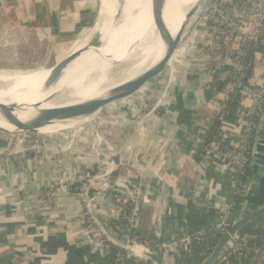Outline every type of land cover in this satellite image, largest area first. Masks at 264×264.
Wrapping results in <instances>:
<instances>
[{"label":"crops","instance_id":"0c3cea01","mask_svg":"<svg viewBox=\"0 0 264 264\" xmlns=\"http://www.w3.org/2000/svg\"><path fill=\"white\" fill-rule=\"evenodd\" d=\"M72 1L77 0H61L62 4L66 5L63 10L71 9L69 5L73 10ZM100 1L97 0L96 3L94 0H78L76 9L73 10L78 13V18L74 17L76 25L71 24L72 22L68 19L58 17L57 34L60 38L52 56L70 36L92 18L98 10ZM88 2L94 3L95 9L92 10L94 6L93 4L88 5ZM49 12L46 9L45 16L44 13L39 17L35 15L34 22L37 24L34 27L44 25L45 19H50ZM38 33L40 34H35V37H41L44 42L46 35ZM46 39L45 50L49 48V41ZM191 52L192 50L187 52L188 55ZM177 63L172 64V69L168 66V70H171L169 98L165 99L160 110L154 111L157 116L149 117L145 121L144 118L147 116H143L138 125L135 124L136 121H130L134 119L133 115L126 120L122 118L123 122L119 131L121 139L116 141L117 147L114 145L120 156L119 168L114 175L118 177L117 175H122L126 171L131 172L137 176L143 189L152 194L149 197L150 200L147 199L148 202H143L145 195L139 201L136 209V224L140 229L142 227L148 229L150 217L153 216L155 218L154 237L159 240L164 236L174 238L184 233L207 230L216 222L220 205L225 203L231 194L223 159H208L205 166L200 164L201 161L198 163L193 161L198 140L203 138L214 114L216 96L223 91L215 90L211 83L218 82V85H223V89L227 84L226 79L217 77L209 85L204 84L194 71L188 70L186 66L178 67ZM253 63L254 74L244 84V90L246 93L262 97L264 96V81L262 80L264 77V36L255 50ZM144 90H147V86ZM138 93L134 94L136 96L134 99L141 100L142 97ZM159 102L160 99L154 106L155 108L159 106ZM131 104L134 103L130 102L127 105ZM249 105L248 96L238 95L221 126V140L230 147H234L245 132L241 114ZM159 117L168 121L165 127L162 126ZM260 118L261 124H258L259 130L252 153V167L258 181L251 201L254 197H259V191L264 200V182L262 183L264 181V111ZM41 135L51 134L44 132ZM113 141H111V146ZM46 142L51 143V140L48 139ZM30 143L29 141L28 144ZM66 145L65 141L59 139L58 143L50 147L47 157L44 158L32 152L29 156V163L24 166L13 164L8 176L0 178V264H81L86 259H95L79 235L80 228L73 225L75 215L81 206L80 202L67 197L58 200L50 198L49 205H47L48 210L40 213L39 207L34 204V199H31L33 196L44 194L46 181L51 175L52 165L56 159H60L68 167L72 176L80 174L77 171L86 173L87 169L96 166L97 161L94 157L88 162L85 160L82 162V159L80 161L76 158L83 153V141L73 142L71 148H75L77 152L74 158L70 153L61 150V147H66ZM96 147L99 148L98 145ZM114 175L109 176L111 183L115 180ZM101 185L102 183L92 184L83 192L84 196H88L87 198L90 193L101 192L104 195L105 200L98 206L102 213L94 212L91 202H86V208L91 218H96L100 226L105 229L107 236L119 241L122 226L117 216V203L112 193L98 189ZM28 196L29 200H27ZM242 203L243 199L241 205ZM256 223L247 225L243 230L244 234L239 232L240 235L263 236L264 231L253 229ZM98 226L95 224L97 230ZM257 241V247L264 248V240L257 238ZM106 242L112 245L107 240ZM194 247L199 246L197 243L193 244L190 252ZM201 257V255L195 256L194 253L186 255L179 251L174 256L168 255L163 264H187L190 261L193 263ZM207 257L205 256L200 264ZM146 264L154 263L147 261ZM230 264H264V262L252 252L236 258Z\"/></svg>","mask_w":264,"mask_h":264},{"label":"built area","instance_id":"2783aa9c","mask_svg":"<svg viewBox=\"0 0 264 264\" xmlns=\"http://www.w3.org/2000/svg\"><path fill=\"white\" fill-rule=\"evenodd\" d=\"M263 36L264 0H204L203 9L196 15L194 29L190 35L191 42L197 40L199 44H196L190 49L192 50L191 54L188 55L186 52L183 59L177 63L178 67L186 66L188 70L194 71L202 79L204 84L209 85L213 79L217 77L226 79L225 81L227 84L221 94L216 96L214 104V113L217 115V119L221 126L229 113V109L227 110L225 104L229 101L230 95L236 97L238 95H245L249 97L250 105L241 114V119L244 121L245 125V132L234 147H229V150L234 151L233 153L235 154L231 155L230 153H223L218 150V146L223 143L220 136L221 134H219L214 138L212 143L202 148L200 156L201 161L204 159L215 160L218 158L224 160L225 175L231 190L230 196L235 195L240 198L245 196L247 190L237 185L234 180V174L238 172V167H240L244 161L241 150L246 143L248 133L252 129L258 131L259 128V125L253 124L252 117H259V121H261L260 117L263 113L258 105L261 97L252 95L249 92L246 93L240 78L243 77L241 73L243 68L249 67L244 64V58L251 48L254 49V51L256 50ZM172 66L173 65H171V69L173 68ZM262 80L264 81V77ZM170 83V76L168 75V84ZM168 98L169 90L167 95L162 92L159 106H157L154 111L161 108L163 105L162 103ZM95 127L98 133L99 127ZM92 136V149L90 148L91 152L87 153V155L90 156L89 161L93 159L95 154L111 156V153L103 154L102 146L108 151H112L109 147V143L103 142L100 137L101 135L98 133L101 141L100 145L98 144L100 149H97V141L94 142L95 136ZM30 140H32L31 137H26L18 146H11L6 140L0 139V178L8 176V172L13 167V164L17 163L18 165L24 166L26 163H29V156L32 152L40 155L42 158L47 157V152H49L53 143L45 141L42 143L38 142L37 144L30 143L29 145L28 142ZM199 141L200 140H198V143ZM68 146L61 147V150L65 153H70L74 158L77 153L75 151L76 149H72V145ZM113 154H117V152H113ZM102 163L97 161L96 166L87 169L86 173L77 171L80 174L72 176L68 167L65 166L60 159H56L52 165L51 175L46 181L44 194L31 197V199H34V204L39 207L38 210L40 213L48 210L47 205H49L50 198L58 200L67 197L70 200L81 203L75 215L73 225L80 228L79 235L83 238L84 245L89 247V253L95 257V259H86L82 261L81 264H99L96 260L105 257L109 253V244L95 227V223L86 208V202H91L93 205L92 210L102 213L98 206L105 200L104 195L101 192L95 194L90 193L89 198H87L88 196H84L83 192L84 190L86 191L89 186H92L93 180L109 172L111 162L104 160ZM117 176L118 177L114 175L115 180L112 183L109 181V178L100 182L102 185L98 189L114 195L117 203V216L128 225L126 233L122 231L121 238L117 241V244L123 248H145L163 258V261H166L168 255L174 256L177 252L181 251V249H183L185 253H190L191 246L195 243L201 244L205 242V238L208 237L209 234L219 235L221 237L232 225L229 223V220L233 213V204L229 196L226 202L219 207L218 219L207 230L187 233L171 239L164 236L160 240L157 239L159 243H154L151 240L132 238L128 233L138 227L136 224V209L139 201H141L143 195H145L147 198L145 197L143 202H148L152 194L150 191L143 189L144 187L138 182L137 176L133 173L126 171L124 174ZM23 200H25V197H23ZM27 200H29V196ZM51 212L53 213L54 211ZM154 220L155 218L151 216L150 226L148 227V232L153 237L155 236L153 227L155 223ZM239 240L243 242L244 246L247 244L246 238H240ZM239 240L233 239L234 244L226 248L218 257L215 264H230L231 261H234L236 258L252 253L250 251L247 253L243 252L242 247L236 244ZM262 250L264 253V248L260 251ZM254 254L256 255V252ZM124 257L134 264L147 262L144 259L132 256L128 253H126ZM116 259L119 261V264H124V259L121 255H116ZM259 259L264 262V258Z\"/></svg>","mask_w":264,"mask_h":264},{"label":"bare ground","instance_id":"6f19581e","mask_svg":"<svg viewBox=\"0 0 264 264\" xmlns=\"http://www.w3.org/2000/svg\"><path fill=\"white\" fill-rule=\"evenodd\" d=\"M127 1H132L131 8L127 5ZM180 1L178 0V4ZM201 1L203 0H186V4L180 11L177 9V11L175 9L173 11L172 0H168L164 20L160 25L161 29L158 30L159 26L152 22L151 0H125L123 10L118 15H116L117 0H103L102 5L104 4L105 8L102 16L107 12V8H109L110 13L107 18L102 17L104 20L98 32L99 36L92 42L93 48H99L98 52H90L88 49L90 54L81 55V57L86 58L73 62L57 86L43 94L37 92L41 91V83L49 74V70L40 67L27 72L22 69V71L0 70V106L24 103L27 107H33L39 104L38 110L25 116L16 113L25 122L29 118L32 119L38 111L65 106L77 107L119 93L123 87L132 81L135 82L158 65L170 42L183 27L192 11H196L195 21L198 13L197 4ZM117 18L118 21H116ZM190 20L188 24L191 23ZM130 33L131 35L134 34V38H131V42L129 41L125 49L112 51ZM105 46H110L112 49L110 54L104 52ZM181 55V50L176 51L169 62V66L179 62ZM63 92L65 95H62ZM34 93L37 95L35 96ZM33 94L34 96H32ZM130 97L122 101L127 100L128 104ZM103 108L82 118L67 122L55 121L39 129L38 133L48 132L52 134L79 128L91 123ZM0 130L8 134L16 135L15 133H17L14 127L2 120H0ZM96 141V145H100V139L97 138Z\"/></svg>","mask_w":264,"mask_h":264},{"label":"rangeland","instance_id":"374dc122","mask_svg":"<svg viewBox=\"0 0 264 264\" xmlns=\"http://www.w3.org/2000/svg\"><path fill=\"white\" fill-rule=\"evenodd\" d=\"M77 1H72L71 3L74 7L73 10L76 9V5L78 3ZM102 1L103 0H101V15L102 13H104L103 9L105 8L104 4L102 5ZM94 2L97 3V0H94ZM131 2L132 1H127V5H129L130 8ZM62 3L63 2H61V0H0V70L13 71L22 69L23 71L27 72L29 70L34 71L39 67L45 69V67L43 66L47 64V62L53 55L54 48L57 47V45L59 44L58 39L60 37L57 34L58 17L68 19L72 22L71 24L73 25H76L74 22V17L78 18V13L71 10V5H69L71 9L63 10L66 5ZM87 4H93L94 7H92V10L95 9L94 3L88 2ZM46 9L50 11V19H45L44 23H46L44 25L34 27V25L37 24L34 22V16L36 15L35 17H39L42 15V13H44L45 16ZM94 15L95 14H93L92 18L94 17ZM196 15H198V13ZM194 17L191 18V23L187 24L183 34V39L179 46L180 48H178L177 50L182 51L181 59H183V56L186 54V52H189V50L192 49V47H194L196 44H199L197 40H193L194 42H191L190 39V35L192 34L194 29ZM132 25L134 24L132 23ZM160 27L161 26L158 27V30L161 29ZM93 30L94 29L88 32L84 39L75 47V50L81 49L86 45V43L89 41V35ZM38 32H41L42 34L46 35V37L44 38H47L46 40L49 41V48H47V50H45V39L43 42L41 40V37H35V34H40ZM131 38H134V34L131 35L130 33V35L127 36V38L123 39L119 43V45L113 50L110 48V46H105L103 50L105 53L109 54L111 50L114 52L121 51L125 49L129 41L131 42ZM87 45L88 46L85 47L86 50L81 55H89L90 53L88 52V49H90V52H98L99 48H93L92 43H87ZM81 55L74 62H77L81 58H86L81 57ZM46 56H48V58ZM168 75L169 71L168 68H166L160 76L154 78L149 84H147V90H144V88L146 87L145 86L141 90V92L138 93V95L142 97L141 100L134 99L136 97L135 95L131 96L132 99L130 97L129 100L130 102L134 103L133 105H127V100L125 102L122 100L113 102L112 104H109L105 108H103L101 113L98 114L91 123L82 125L79 128L52 133L49 136H42L37 134H28L26 136L19 134H4L0 136V139H6V142L9 143L11 146H18L20 142L23 141L26 137H31V139L37 137L41 140L40 143L50 139L51 143L53 144L58 143V140L60 139L62 141H65L67 145H72L74 141H83V153L81 154V156H76V158H78L79 160L82 159V162L84 160L88 162L90 156L87 155V153L91 152V146L93 145L92 135L95 136L96 140L97 138H99V133L103 142H108L110 149L114 152H117V146L115 144L117 143V140L121 139V133L119 131L121 128L120 125L123 122L122 118H125L126 120L129 118V116L133 115L134 119H130V121H136L135 124L138 125V122H140V119H142L143 116H147L146 118H144V121L149 117L157 116V114L154 112V106L159 101L162 92H164L166 95L168 94ZM62 95H65L64 92L62 93ZM124 107H126V110H124ZM159 118L163 123L162 126L167 125L168 121L166 122L165 118ZM157 122L159 124V121ZM95 126L99 127L98 133L97 128ZM71 136L74 138V140L70 143ZM112 140H114L112 143L113 147L111 146ZM77 145L79 146V143H77ZM78 146L77 148H79ZM102 147L103 154L113 153L112 151H108L104 146Z\"/></svg>","mask_w":264,"mask_h":264},{"label":"water","instance_id":"95a60500","mask_svg":"<svg viewBox=\"0 0 264 264\" xmlns=\"http://www.w3.org/2000/svg\"><path fill=\"white\" fill-rule=\"evenodd\" d=\"M203 1L197 4L198 13H200V11L203 9ZM167 2L168 0H151V17H152V22L154 25H158V26L162 25L163 20H164V14H165L166 7H167ZM116 3H117L116 15H118L123 10V7L125 5V0H117ZM185 4H186V0H181L180 4H178V0H172L173 11L174 9L175 11L177 10L180 11ZM100 10H101V1H100L98 10L95 13L94 17L91 18L89 21L85 22L72 36H70L64 42V44L60 46L57 53L49 59L47 64L43 66L45 67L46 70H49V74L42 81L41 91H38L37 92L38 94L46 93L47 91L57 86V84L60 82L61 78L63 77L65 71L67 70V68L71 64H73V62L86 50L85 47L88 46L87 43L89 44L92 43L94 39L97 36H99L98 32L100 30V27L102 26L103 20L105 19V17L107 18V16L110 13L109 8H107V12L102 16ZM195 12L196 11H192L191 13H189L187 17V21L184 23L183 27H181L178 34L170 42L163 58L158 63V65H156V67L152 69L149 73L141 76L135 82L132 81L129 85L123 87L119 93L109 96V97H105L103 99H99L94 102H91L90 104L84 103L77 107L76 106H72V107L65 106V107H60V108H55V109L38 111V113L37 114L35 113L32 119L29 118L28 119L29 121L27 120L25 122H23L22 118L17 116L16 113L24 114L25 116L28 113L30 114L32 111L35 112L36 110H38L40 106L39 104L38 105L36 104L33 107H27L26 105H24V103H19V104L15 103L10 106L3 105V106H0V120H2L3 122H5L11 127H14L17 130V133H15L16 135L17 134L23 135V136H26L28 134L41 135L38 133V130L43 127H46L49 124L54 123L55 121L67 122V121L74 120L77 118L89 116L95 113L96 111H98L100 108H103L109 104H112L113 102L129 98L134 93L139 92L142 88H144L147 84H149L154 78L160 76L162 72L165 71L166 68H168L169 62L173 58L175 52L178 50L180 43L183 39V34L188 24V21L192 17H194ZM116 21H118V18L116 19ZM92 29H95V30H93L91 34L89 35V41L86 43V45L81 49L75 50V47L84 39V37ZM46 57L48 58V56ZM37 93H34L35 96L37 95ZM34 94L32 96H34ZM259 124H261V121H259ZM4 134L14 135V134H8L0 130V136ZM256 137H257V133H256ZM3 140H6V139H3ZM72 141H73V137L71 136L70 143ZM94 158L98 162L103 161V160H108L112 163V167L109 169L108 173H106L102 177H99L98 179L93 180L92 184L100 183L104 181L105 179L109 178V176L114 174L119 168L120 156L118 154L114 156L112 155L111 156H101V155L95 154ZM200 164L205 166L207 162L206 160H204V161H201ZM257 181H258L257 176L253 174L252 179H251V185L249 186L247 192L245 193V196L241 198V200L243 199V203L240 206V211L238 212L241 216L239 217V214L237 213V217L233 221L231 227L228 229L226 233L221 235L220 240L218 241L216 246L212 249L207 259L202 264H215L218 257L226 250V248L234 244L233 239L239 240L240 238H252V239L258 238V239L264 240V235L261 237L260 236H244V235H240L239 233L241 232V234L242 233L244 234L243 232L244 228L247 225L254 223V222H257V223L255 224L253 229L264 231V200H262L263 195L262 193H260L261 191H259V197H254V200L251 201V197L254 194L253 191L255 189ZM263 182L264 181H262V183ZM248 211H251V212L248 213ZM92 220L98 226L99 222H97L96 218L92 217ZM98 231L102 234V236L110 244H112V246H114L118 250L128 253L132 256L139 257L146 261H151L154 264H163V258H161L157 254H154L145 248L126 249V248L119 246L116 243L117 241L113 240L110 236L109 237L107 236L105 229H103V227H101L100 224L98 226ZM185 234L187 233H184V235ZM261 249H262V246H260L256 250L259 251ZM181 253H185L183 249H181Z\"/></svg>","mask_w":264,"mask_h":264},{"label":"trees","instance_id":"16d2710c","mask_svg":"<svg viewBox=\"0 0 264 264\" xmlns=\"http://www.w3.org/2000/svg\"><path fill=\"white\" fill-rule=\"evenodd\" d=\"M68 36H66V38ZM254 54H255V51L254 49L251 48V50L248 51L247 56L244 58V64L249 67H244L241 72L243 74V77L240 78V81L243 85L246 84L254 74V69H253ZM211 85L217 91H221L224 89V88L222 89L223 85H218V82L213 81ZM235 99H236V96L230 95L229 101H227L225 104L227 110L231 109V107L233 106V103L235 102ZM258 105L262 109V112H263L264 111V96H262L259 99ZM258 121H259V117H252V122L254 125L255 124L258 125ZM220 129H221V125L217 119V115L214 113L210 119L208 129L204 132L203 138L200 139L198 143V147L195 148L194 150L195 153L193 154V161H195L196 163L201 161L200 156L202 153V148L205 145H208L209 143H212V141H214V138L221 133ZM256 133H257L256 129H252L248 133L247 138H246V143L241 150L244 161L240 165V167H238L237 169L238 172L234 174V180L236 181L237 185L243 188L244 190H248L249 186L251 185L252 176L254 174L253 167H252V160H253L252 153H253V148L256 142ZM30 142L37 144L38 142H40V139L36 137L30 140ZM229 147L230 146H228V144L222 143L218 146V150L223 153H230L231 155L235 154L233 153L234 151L229 150ZM229 199L233 204V213L229 220V223L232 224L237 216L236 211L238 212L240 211L242 200L240 197L235 196V195H231ZM120 221H121L120 223L122 226V231L126 233V230L128 229V225L126 224L125 221L123 220H120ZM128 235L132 238H138L141 240H151L154 243H159L155 237L149 234L148 229L146 227H142L141 229L137 227L136 229H133L132 231H130ZM205 239H206L205 242L198 244L199 247H194V249H192L190 253H184L186 255H192V253H194L195 256H198V255L202 256L200 259L194 260L193 263L189 260L190 262H188L187 264H200L202 262V259L205 256H209L212 249L216 246V244L220 240V236L209 234V236L206 237ZM246 240H247V244L245 246L241 240L237 241L236 244L242 247L243 252L245 253H247L248 251L254 252V253L256 252L257 257L264 258L263 250L262 251L256 250L258 249L257 239L247 238ZM116 255H121L124 259L123 260L124 263L134 264L133 262L126 260V258L124 257L126 255L125 252L118 250L112 245H109L108 255L96 261L99 264H119V261H117L116 259ZM141 264H146V263H141Z\"/></svg>","mask_w":264,"mask_h":264}]
</instances>
